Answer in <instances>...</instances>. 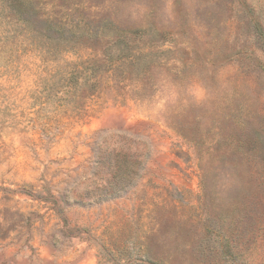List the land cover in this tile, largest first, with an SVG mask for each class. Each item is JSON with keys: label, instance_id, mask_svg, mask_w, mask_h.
I'll return each mask as SVG.
<instances>
[{"label": "rangeland", "instance_id": "1", "mask_svg": "<svg viewBox=\"0 0 264 264\" xmlns=\"http://www.w3.org/2000/svg\"><path fill=\"white\" fill-rule=\"evenodd\" d=\"M0 264H264V0H0Z\"/></svg>", "mask_w": 264, "mask_h": 264}]
</instances>
